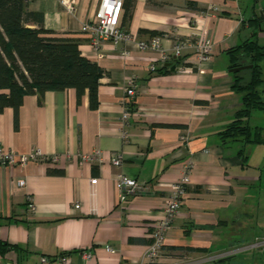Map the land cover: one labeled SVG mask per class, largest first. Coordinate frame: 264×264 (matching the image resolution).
<instances>
[{
	"label": "crops",
	"instance_id": "1",
	"mask_svg": "<svg viewBox=\"0 0 264 264\" xmlns=\"http://www.w3.org/2000/svg\"><path fill=\"white\" fill-rule=\"evenodd\" d=\"M76 1L69 14L59 0H28L27 9L40 13L41 22L27 25L80 40L81 54L105 72L97 107H90L87 91L78 102L75 89L67 88L40 98L25 95L16 115L11 107L0 111V147L20 153L36 147L59 156L52 164L0 167V241L19 247L0 251V264H62L61 257L67 264H138L168 184L187 166L189 183L157 264H264V247L237 251L221 263L212 259L264 237V142L219 134L241 107V94L232 87L237 71L231 70L227 51L248 39L264 44V30L256 22L264 0H124L119 26L135 39L161 36L168 52L181 39L189 43L180 57L165 63L157 51L115 47L110 40L97 52L81 26L99 0ZM201 30L213 44L205 61L194 47ZM259 64L264 98V59ZM249 68L238 71L247 77ZM131 75L136 92L128 97L125 80ZM123 110L129 115L126 124L120 120ZM261 113L264 109L251 112V127L264 128L262 121H252ZM95 150L99 159L80 158ZM113 153L122 155L120 166L111 164ZM118 173L145 185L120 201ZM20 179L24 186L17 185ZM42 256L48 261L41 263Z\"/></svg>",
	"mask_w": 264,
	"mask_h": 264
},
{
	"label": "trees",
	"instance_id": "2",
	"mask_svg": "<svg viewBox=\"0 0 264 264\" xmlns=\"http://www.w3.org/2000/svg\"><path fill=\"white\" fill-rule=\"evenodd\" d=\"M27 4L28 0H0V111L11 107L16 115L25 95L38 94L40 98L46 91L67 88L75 89L78 102L87 91L90 107L96 108L99 78L104 70L81 54L78 38L59 36L41 25L28 26L27 23L34 20L40 23L41 14L29 11ZM187 5L204 10L194 2H187ZM256 22L264 30V16L259 14ZM227 52L232 61L231 67L252 66L247 77L240 71L234 73L232 87L241 94V107L219 134L222 139L240 137L245 142L262 143L264 128L251 127L248 118L253 110L264 109L259 64L264 59V44L248 39ZM238 53L244 56L237 58ZM49 172L61 173L59 170ZM10 248L19 247L0 241L1 252ZM228 257L220 258L216 263Z\"/></svg>",
	"mask_w": 264,
	"mask_h": 264
},
{
	"label": "built area",
	"instance_id": "3",
	"mask_svg": "<svg viewBox=\"0 0 264 264\" xmlns=\"http://www.w3.org/2000/svg\"><path fill=\"white\" fill-rule=\"evenodd\" d=\"M59 3L64 7L67 13L73 14L76 11V0H59ZM124 0H99L98 6L93 15L84 22L81 26V30L89 35V44L97 51L100 52L102 44L106 40H110L116 47L118 45L132 44L139 49H149L158 52V61L165 63L168 61H175L176 58L181 56L182 50L189 45L187 40L181 39L173 44L172 49L168 52L162 45V37L154 36L149 40L135 39L132 33L121 29L119 26L120 17L123 9ZM215 8H212L214 10ZM259 14L264 16V8H261ZM212 41L207 36L206 30H201L196 35V42L194 43L195 50L201 61L208 60L212 53ZM121 54L127 55L128 50L122 48ZM149 69L155 70L154 65H150ZM135 76L131 75L125 80V94L128 97H133L136 92ZM128 111L123 110L121 114L122 124H126L128 119ZM124 137L126 133L123 132ZM185 140V136L181 137V141ZM100 151L95 150L91 153H84L80 155L82 160H97L99 159ZM59 156L56 153L43 152L39 148H31L27 152H16L13 149H4L0 147V167H11L14 164L24 165L30 161L43 162V163H57ZM113 166H120L122 163V155L119 153H113L110 158ZM189 167L185 169L180 178L172 181L168 184L169 194L162 207L161 216L154 221L153 231L151 234V240L144 255V260L138 264H157L159 253L164 245L165 235L169 229L174 217L179 212L183 198L186 192L187 184L189 183ZM95 182V180H91ZM19 187L24 186L25 181L23 179L17 180ZM145 184L137 182L134 178H131L122 173L116 174L115 186L120 191V201H124L125 197L129 193H133L137 188H142ZM28 209L33 211L35 205L31 201V198L27 196ZM75 208L79 207V204H74ZM264 247V237L255 238L250 244H246L235 249L229 250L222 254H219L212 259L214 261L233 255L237 251L245 250L247 248H261ZM105 249L109 252H114L110 245H106ZM84 255L88 258L91 256L90 252H85ZM62 264H67L65 257L60 258ZM48 261L46 256L40 258L41 263Z\"/></svg>",
	"mask_w": 264,
	"mask_h": 264
},
{
	"label": "water",
	"instance_id": "4",
	"mask_svg": "<svg viewBox=\"0 0 264 264\" xmlns=\"http://www.w3.org/2000/svg\"><path fill=\"white\" fill-rule=\"evenodd\" d=\"M167 65L169 66L170 64H167ZM251 66H252L251 64L241 65V66H236V67L232 68L231 70L232 71H238L240 69H244V68L251 67ZM170 69L171 70H174L175 69V65H170Z\"/></svg>",
	"mask_w": 264,
	"mask_h": 264
},
{
	"label": "rangeland",
	"instance_id": "5",
	"mask_svg": "<svg viewBox=\"0 0 264 264\" xmlns=\"http://www.w3.org/2000/svg\"><path fill=\"white\" fill-rule=\"evenodd\" d=\"M260 88H261V87H260ZM260 116H261L260 119H258V118L256 119V117H253L252 121H254V120L262 121V125H263V123H264V114L261 113Z\"/></svg>",
	"mask_w": 264,
	"mask_h": 264
}]
</instances>
